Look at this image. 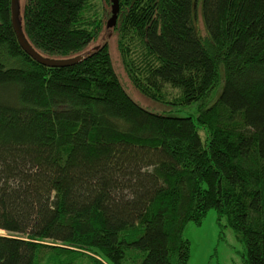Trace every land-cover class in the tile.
Returning <instances> with one entry per match:
<instances>
[{
    "label": "trees",
    "instance_id": "16d2710c",
    "mask_svg": "<svg viewBox=\"0 0 264 264\" xmlns=\"http://www.w3.org/2000/svg\"><path fill=\"white\" fill-rule=\"evenodd\" d=\"M24 2V32L45 55L107 29L95 0ZM11 3L0 0V264H189L186 224L211 208L243 264H264V0H119L110 31L133 85L199 101L195 116L136 102L106 39L72 66L40 64Z\"/></svg>",
    "mask_w": 264,
    "mask_h": 264
},
{
    "label": "rangeland",
    "instance_id": "374dc122",
    "mask_svg": "<svg viewBox=\"0 0 264 264\" xmlns=\"http://www.w3.org/2000/svg\"><path fill=\"white\" fill-rule=\"evenodd\" d=\"M101 9V14L105 15V20L112 15V0L110 4H103L104 0H95ZM195 27L201 38L207 39L208 32L205 27L204 17L202 16L201 5L196 10L195 14ZM106 31V30H105ZM109 32V31H107ZM118 32L108 34L104 38L101 35L94 39L90 44L84 47L79 52L73 54H62L52 56L73 57L77 54L90 51L96 45L103 44L105 39L109 43V50L112 54V64L116 74L119 75L122 85H124L126 91L131 95L136 102L146 107L150 111L158 113H165L170 115H196L199 101L192 103L191 105L180 106L168 102H159L153 98L144 95L139 91L135 85H133L129 75L126 73L124 64L122 63L121 52L118 49ZM49 55V56H51ZM220 87L218 88V91ZM173 92H175L173 90ZM207 132L201 129L200 136L203 141L207 140ZM184 230V236L190 241L191 255L189 264H243V252L245 250L244 245L238 240L237 234L227 224L226 219L218 220V213L215 208L208 210L207 215L200 224L190 221L186 224ZM1 234H7L6 231L0 230Z\"/></svg>",
    "mask_w": 264,
    "mask_h": 264
},
{
    "label": "water",
    "instance_id": "95a60500",
    "mask_svg": "<svg viewBox=\"0 0 264 264\" xmlns=\"http://www.w3.org/2000/svg\"><path fill=\"white\" fill-rule=\"evenodd\" d=\"M25 0H11V21L12 24L14 26V30H15V34L17 35L18 41L20 46H22V48L24 49V51L32 56L37 62H39L40 64H44L46 66L52 67V66H56V67H64V66H72L75 63H78L81 59L84 58L85 54H87L88 51H85L84 53L81 54H77L73 57H62V58H58L55 56H49V55H45L44 53H42L41 51H38L34 45H32V43L28 40L25 32H24V27L22 24V7ZM112 15L110 18L107 19L106 21V28L102 34V38H104L105 36H107L109 34H113L112 31H110L112 28H114L117 24V18H118V14L120 11L119 8V0H112ZM109 30V32H107ZM96 45L93 49L91 50H95L97 48ZM90 50V51H91Z\"/></svg>",
    "mask_w": 264,
    "mask_h": 264
}]
</instances>
